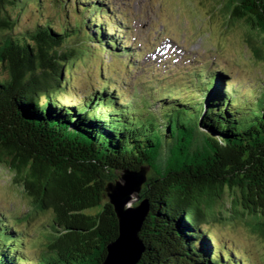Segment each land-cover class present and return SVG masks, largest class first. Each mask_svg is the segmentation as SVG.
I'll list each match as a JSON object with an SVG mask.
<instances>
[{
  "label": "trees",
  "instance_id": "trees-1",
  "mask_svg": "<svg viewBox=\"0 0 264 264\" xmlns=\"http://www.w3.org/2000/svg\"><path fill=\"white\" fill-rule=\"evenodd\" d=\"M215 1L264 60V0ZM31 3L41 10L39 0H0V167L31 205L15 224L51 219L31 263L20 227L0 219V264H102L118 235L105 187L141 167L148 213L137 264H239L203 226L243 221L264 236V84L253 102L234 101L216 80L213 95L212 83L203 97L158 109L117 104L106 85L64 104L78 66L112 42L91 19L18 31Z\"/></svg>",
  "mask_w": 264,
  "mask_h": 264
},
{
  "label": "rangeland",
  "instance_id": "rangeland-1",
  "mask_svg": "<svg viewBox=\"0 0 264 264\" xmlns=\"http://www.w3.org/2000/svg\"><path fill=\"white\" fill-rule=\"evenodd\" d=\"M66 1V3H65ZM39 0L41 10L37 9L35 4H29L20 14L17 30L34 25L36 22H43L48 19L52 25L57 28L64 21L76 24L77 22L85 21V16L76 12V5L79 1L75 0ZM156 1L154 6L152 0H104L113 8L115 14H118L126 22L130 29L131 41L137 49L143 54L139 63L135 64L138 70L131 75L124 67V58H116L114 52L94 51L90 56H87L89 61L86 68L79 67L76 74L73 75L71 91H65V94L59 96L64 104L79 102L82 95H88L94 91L93 88L105 82L100 74L104 68V74L108 76L109 84H116L121 90V101L129 102L128 96L138 94L139 90L150 93L152 101L161 98V93H153L152 88H148L150 81L149 72L151 69L157 68L158 57L171 60L173 57L170 52H165L159 49L153 51L152 42L155 40V33L151 30L157 24V16L159 23H162L164 29L159 32V42L172 43L177 48L189 46L191 51L203 53L199 54V60H208V66L215 64L227 68V72L231 75L230 84L238 85V90H242V94L249 95L248 92L254 91L264 84V60H261L251 54L250 48L246 43L244 30L240 26L226 27V15L220 10V6L215 0H153ZM64 5V6H63ZM63 6V7H62ZM89 7V6H86ZM37 9V10H36ZM84 9V8H82ZM17 11H15L16 13ZM14 13V15H15ZM98 21L100 19H97ZM156 21V22H155ZM109 23L113 26L114 23ZM126 28L124 25H122ZM123 29L122 31H125ZM128 30V29H127ZM121 31V29H120ZM117 34L113 33L116 38ZM89 55V54H88ZM193 56V54L191 55ZM260 59V60H259ZM193 61L194 58H191ZM187 63V60L184 62ZM205 65V63H203ZM196 65L189 64L185 68L187 76L193 75ZM169 68V67H168ZM189 69V70H187ZM158 72V71H157ZM154 72L158 78L156 82H152L155 91H170L172 94H180V85H185V79L181 76L173 77L168 74ZM166 72V70H165ZM137 77H139L137 79ZM169 77V78H168ZM136 83L140 89L133 90L132 86ZM182 85V86H183ZM147 89V90H146ZM192 90V89H190ZM153 95H155L153 97ZM195 93L185 92L181 95V99L193 96ZM157 107L154 103L152 109ZM12 173L0 167V207L7 215L13 217L15 215L26 214L31 205L25 194L15 186L11 181ZM230 198L224 200L225 206H229ZM138 201L129 203L128 206H137ZM51 216L48 213L40 218L33 219L28 224L23 223L25 230H29L27 235H30L29 241L24 242L28 262L36 261L37 252L39 253L43 247V231L50 222ZM209 222L203 228L212 232L218 244L227 245L228 248H237L242 260L246 264H264V236H260L254 232L247 223L240 221L237 223ZM239 255V257H240Z\"/></svg>",
  "mask_w": 264,
  "mask_h": 264
},
{
  "label": "water",
  "instance_id": "water-1",
  "mask_svg": "<svg viewBox=\"0 0 264 264\" xmlns=\"http://www.w3.org/2000/svg\"><path fill=\"white\" fill-rule=\"evenodd\" d=\"M146 173L143 167L137 172L124 170L116 182L108 183L105 187L106 198L117 218L118 235L107 245L102 264H137L144 251L138 234L147 216L148 204L140 200L139 193L146 182ZM138 200L137 206H128Z\"/></svg>",
  "mask_w": 264,
  "mask_h": 264
}]
</instances>
